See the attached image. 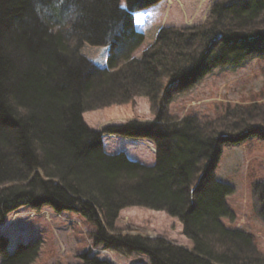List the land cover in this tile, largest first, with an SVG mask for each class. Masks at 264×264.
Wrapping results in <instances>:
<instances>
[{"label":"trees","instance_id":"16d2710c","mask_svg":"<svg viewBox=\"0 0 264 264\" xmlns=\"http://www.w3.org/2000/svg\"><path fill=\"white\" fill-rule=\"evenodd\" d=\"M159 1L0 0V222L21 207L77 212L92 242L71 264H118L98 247L143 253L151 264H264L255 235L223 221L235 216L227 202L235 188L216 177L224 144L264 140V101L224 106L204 122L189 112L99 131L83 118L140 94L155 106L217 65L264 58V0L221 1L190 29L137 31L134 12ZM149 36L142 57L131 58ZM103 133L153 141L156 163L108 154ZM254 190L264 221V180ZM129 206L178 217L192 247L120 230ZM8 244L0 228V264H31L41 246Z\"/></svg>","mask_w":264,"mask_h":264},{"label":"rangeland","instance_id":"374dc122","mask_svg":"<svg viewBox=\"0 0 264 264\" xmlns=\"http://www.w3.org/2000/svg\"><path fill=\"white\" fill-rule=\"evenodd\" d=\"M221 1L224 0H160L134 14L135 27L142 32L148 29L154 32L163 27L190 29L204 24L211 9ZM222 24L226 26L228 22L222 20ZM151 39L152 36L147 37L131 58H141ZM248 58L242 65L225 63L213 67L198 81L191 82L189 88L175 90L155 106H152L148 95L140 94L129 102L88 109L83 118L88 126L99 131L108 125L131 121L155 122L159 118L161 122H179L189 112L197 115L200 122L216 119V115L224 114V106L264 101V58L258 55ZM103 140L109 148L112 147L111 151H124L130 158L149 166L156 163L157 148L151 140L140 142L137 138L133 140L117 133H103ZM216 177L235 188L227 197L235 216L223 221L253 233L257 248L264 251V221L259 215V199L254 190V183L264 180V140L251 137L239 144H224ZM10 215L13 219L7 221L5 227L16 222L6 232L12 252L21 242L26 244L31 240H40L39 255L31 264L78 263L81 261L79 254L86 252L92 242L87 232L89 223L74 211L59 212L44 205L39 209L21 207ZM14 217L18 218L14 220ZM2 224L0 222V226ZM117 228L153 238L161 236L187 248L193 245L184 232L182 221L165 210L142 206L123 208L119 212ZM97 252L118 264H151L150 258L143 253L101 247L97 248ZM4 258V254H0V263Z\"/></svg>","mask_w":264,"mask_h":264},{"label":"crops","instance_id":"0c3cea01","mask_svg":"<svg viewBox=\"0 0 264 264\" xmlns=\"http://www.w3.org/2000/svg\"><path fill=\"white\" fill-rule=\"evenodd\" d=\"M140 142H142V140H140ZM149 145V144H148ZM108 152H112V151H110V150H108V149H106Z\"/></svg>","mask_w":264,"mask_h":264}]
</instances>
